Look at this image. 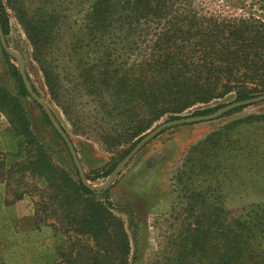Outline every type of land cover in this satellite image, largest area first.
Wrapping results in <instances>:
<instances>
[{
    "label": "trees",
    "instance_id": "trees-1",
    "mask_svg": "<svg viewBox=\"0 0 264 264\" xmlns=\"http://www.w3.org/2000/svg\"><path fill=\"white\" fill-rule=\"evenodd\" d=\"M259 1L260 13L224 16L204 12L196 0H1L0 22L7 37L13 12L50 99L75 134L98 140L110 152L126 147L102 174L85 173L94 182L109 176L162 118L192 110L205 115L225 105L209 106L214 101L264 93ZM0 46L10 78L0 83V114L8 122L0 133V181L20 173L36 179L35 229H58L49 221L54 219L63 222L65 234L89 241L77 249L58 245L57 254L68 257L65 264H143L147 219L132 209L130 235L113 211L110 187L85 185L64 140L26 90L14 57ZM30 102L62 140L71 166L54 162L35 130ZM246 174L264 194V112L233 118L190 148L176 174L184 193L177 231L150 264H264V202L237 217L223 200L224 187L243 185Z\"/></svg>",
    "mask_w": 264,
    "mask_h": 264
},
{
    "label": "rangeland",
    "instance_id": "rangeland-1",
    "mask_svg": "<svg viewBox=\"0 0 264 264\" xmlns=\"http://www.w3.org/2000/svg\"><path fill=\"white\" fill-rule=\"evenodd\" d=\"M196 3L204 12L224 16H243L251 12H261L259 0H196ZM9 13L10 33L6 37L9 46L19 52L26 71L39 94L56 113L60 123L68 131V135L70 134L69 137L75 145L85 172L102 174L106 171L107 165L113 162L121 153L120 151L126 147L110 152L98 140L73 132L63 112L50 99L42 72L32 58V47L22 26L14 17L13 12L9 11ZM14 59L13 62L17 64V59L15 57ZM9 80L6 59L0 46V83L5 84ZM233 100L230 96L214 101L209 106L226 105ZM28 107L35 130L41 133L42 138L49 145L54 162L59 166H71L68 150L62 140L56 137L51 128L44 123L38 107L31 102ZM192 112L193 110L187 111L182 115L188 116ZM260 112H264V102L248 106L232 116L164 130L155 139L145 144L117 174L110 186L114 213L124 220L130 235V211L132 209L141 219H147V245L142 250L144 251L143 264H150L155 255L166 247L169 235L177 231L175 217L184 205V201L182 185L177 183L176 174L190 148L231 119ZM166 120H168L167 117H164L157 121L148 131ZM7 127L6 117L0 114V133ZM107 178L108 176L99 177L92 183L100 187ZM238 180L241 179L236 176L233 181L237 183ZM242 180L245 182L243 185L235 184L231 188L224 187L225 206L231 215L237 217L249 211L253 206L264 202V194L258 190L260 187L253 182L252 177L246 174ZM37 189V180L28 174L24 176L22 173L15 174L11 179L0 181V264H46L51 259L59 264H65L68 257L64 258L57 254L58 245L61 244L62 250H68L77 249L80 245L89 243L82 236L65 234L61 228L63 222L60 221V223L58 220L50 219L49 221L59 226V230L46 227L40 230L35 229L34 223L38 211L36 201L39 200ZM19 197L22 198L19 199ZM61 234H64L62 243L58 241ZM36 251H40V257L35 258ZM48 253L51 255L50 259L44 257Z\"/></svg>",
    "mask_w": 264,
    "mask_h": 264
},
{
    "label": "water",
    "instance_id": "water-1",
    "mask_svg": "<svg viewBox=\"0 0 264 264\" xmlns=\"http://www.w3.org/2000/svg\"><path fill=\"white\" fill-rule=\"evenodd\" d=\"M0 17H1V0H0ZM0 43L3 47V49L10 54L11 56L15 57L17 59V67L19 69L20 75L22 77L23 83L26 87V90L28 91L30 97L32 100L36 101L38 104H40L45 113L47 114L51 124L56 129V131L60 134L62 139L64 140L65 144L67 145V148L71 154V157L73 159V162L80 174V177L82 181L85 183L86 186H88L91 189H97V190H105L109 188L114 180V178L117 176V174L127 165V163L143 148V146L147 143H149L151 140L155 139L158 135H160L164 130L171 129L177 126L182 125H189V124H195V123H201V122H208L213 121L216 119L221 118L225 113L235 110L240 107H247L251 106L257 103L264 102V93L257 95L255 97L245 99V100H235L232 101L223 107L217 109L216 111L205 114V115H184L181 116L178 119H172V120H166L159 125L155 126L153 129L145 133L140 140L137 142L135 147L130 151V153L117 165V167L111 172V174L108 176L107 180L103 185L100 187H96L93 185L92 182L88 181L85 176V170L83 168V165L79 159L77 150L75 148V145L73 144L71 138L69 137L68 133L64 130L61 123L58 121L57 117L55 116L53 110L51 109L50 105L43 99V97L37 93L33 86L31 85V82L29 81V77L27 75V71L25 68V64L23 61V58L12 47L9 46L6 36L3 33L1 22H0Z\"/></svg>",
    "mask_w": 264,
    "mask_h": 264
}]
</instances>
